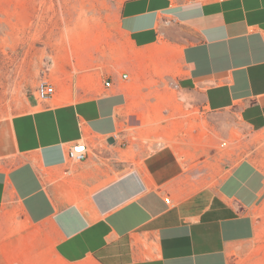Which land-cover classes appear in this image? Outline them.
Instances as JSON below:
<instances>
[{"label": "crops", "instance_id": "1", "mask_svg": "<svg viewBox=\"0 0 264 264\" xmlns=\"http://www.w3.org/2000/svg\"><path fill=\"white\" fill-rule=\"evenodd\" d=\"M162 18L174 22L160 29ZM117 24L130 49L128 80L116 76L111 89L77 99L89 86L76 85L78 75L71 86L62 63L56 94L70 86L72 101L33 97L0 119V252L25 264H230L255 238L264 205L257 151L238 162L212 153L194 168L202 155L194 147H181L187 158L165 145L138 165L103 146L126 150L127 133L125 147L107 139L138 123L144 92L130 85L162 77L203 112H230L263 133L264 0H124ZM80 139L88 156L68 164ZM205 160L215 167L201 170ZM206 174L209 184L194 187Z\"/></svg>", "mask_w": 264, "mask_h": 264}, {"label": "rangeland", "instance_id": "2", "mask_svg": "<svg viewBox=\"0 0 264 264\" xmlns=\"http://www.w3.org/2000/svg\"><path fill=\"white\" fill-rule=\"evenodd\" d=\"M123 1L0 0V119L20 112L22 104L34 97L35 84L44 71L46 57L54 62L46 73L55 84L60 82L58 65L63 63L71 86L74 75L79 76L76 85L89 86L88 93L75 95L77 99L100 94L105 81L127 73L122 63L130 49L117 24V11ZM166 79L174 78L162 77L143 86L130 85L144 92L137 103L138 123L134 127L121 126L122 134H128L126 150L104 145L108 152H119L126 160L138 158L139 165L144 153L165 145L174 147L179 156L187 158L194 155L182 151L181 147H194L196 151L202 150L194 163L196 168L201 165V157L212 153L238 162L251 158L257 151L262 156L260 165L264 167V132L239 136L238 143L220 150L219 139L209 132L208 122L215 115L196 106H182L176 93L166 85ZM127 86L123 84L124 88ZM72 99L69 86L56 94L54 102L66 103ZM190 99L188 97L187 101ZM213 167L215 164L205 160L201 170ZM209 177V174L199 177L193 186L208 185ZM255 220V238L230 253V264H264V205ZM0 264L25 263L7 250L5 254L0 252Z\"/></svg>", "mask_w": 264, "mask_h": 264}, {"label": "built area", "instance_id": "3", "mask_svg": "<svg viewBox=\"0 0 264 264\" xmlns=\"http://www.w3.org/2000/svg\"><path fill=\"white\" fill-rule=\"evenodd\" d=\"M173 20L169 18H162L159 21V28L171 26ZM52 58H44L43 67L44 71L42 75L37 79L35 88H34V97L39 103H46L51 101L56 95V84L49 78L48 68L52 64ZM123 81L128 80V75L126 73L121 75ZM166 85L169 89L176 93V98L182 103V106L188 105L196 106V101L190 93L179 86L175 79H166ZM104 89H111L112 82L110 79L103 83ZM189 95V96H187ZM188 97H191L189 101ZM210 115H215L210 119L209 123V132L211 135L219 139L217 147L220 150L228 148L231 144H236L239 142V136L247 137L250 132H252L235 114L227 112L228 114L224 115L225 112H208ZM121 131L114 135L113 139L115 144L120 142L121 147H125L126 143L121 140ZM89 153L88 144L80 139L76 141L66 153V161L68 164H77L83 162ZM166 203H170V198H165Z\"/></svg>", "mask_w": 264, "mask_h": 264}, {"label": "water", "instance_id": "4", "mask_svg": "<svg viewBox=\"0 0 264 264\" xmlns=\"http://www.w3.org/2000/svg\"><path fill=\"white\" fill-rule=\"evenodd\" d=\"M107 142L111 145H113L115 143L114 139L113 138H109L107 139Z\"/></svg>", "mask_w": 264, "mask_h": 264}]
</instances>
